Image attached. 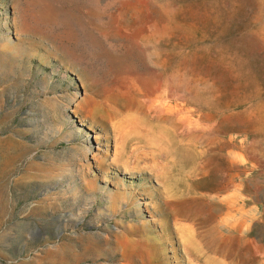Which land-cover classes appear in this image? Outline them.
Returning a JSON list of instances; mask_svg holds the SVG:
<instances>
[{
    "label": "rangeland",
    "instance_id": "1",
    "mask_svg": "<svg viewBox=\"0 0 264 264\" xmlns=\"http://www.w3.org/2000/svg\"><path fill=\"white\" fill-rule=\"evenodd\" d=\"M0 264H264V0H0Z\"/></svg>",
    "mask_w": 264,
    "mask_h": 264
},
{
    "label": "bare ground",
    "instance_id": "2",
    "mask_svg": "<svg viewBox=\"0 0 264 264\" xmlns=\"http://www.w3.org/2000/svg\"><path fill=\"white\" fill-rule=\"evenodd\" d=\"M152 56H158L160 54V52H158L157 50H153L151 51ZM183 71V68L181 69V72ZM185 75V72L183 73ZM198 84L201 87V91L204 93L205 96H203L202 98V103L206 104L210 110L214 113L215 111H217L218 108V102L217 99L215 98V89L209 85L208 83H205V81L200 80V82H198ZM151 90L154 92L156 90V86L155 83H151ZM169 88H168V92L165 93V95H167L169 93ZM201 100V99H200ZM167 103V102H166ZM168 105V104H167ZM167 109H170V106H166ZM165 109V108H164ZM170 146L167 145V154L170 153L171 150H169Z\"/></svg>",
    "mask_w": 264,
    "mask_h": 264
}]
</instances>
